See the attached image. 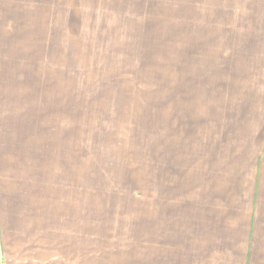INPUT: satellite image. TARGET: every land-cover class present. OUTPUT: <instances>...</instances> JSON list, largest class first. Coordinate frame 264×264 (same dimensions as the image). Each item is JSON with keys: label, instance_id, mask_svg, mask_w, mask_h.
<instances>
[{"label": "crops", "instance_id": "crops-1", "mask_svg": "<svg viewBox=\"0 0 264 264\" xmlns=\"http://www.w3.org/2000/svg\"><path fill=\"white\" fill-rule=\"evenodd\" d=\"M167 1L158 200L84 201L65 70L36 72L33 10L0 0V264H264V0Z\"/></svg>", "mask_w": 264, "mask_h": 264}, {"label": "rangeland", "instance_id": "rangeland-1", "mask_svg": "<svg viewBox=\"0 0 264 264\" xmlns=\"http://www.w3.org/2000/svg\"><path fill=\"white\" fill-rule=\"evenodd\" d=\"M18 1L34 13L36 72L52 76L54 59L65 70L67 148H81L84 201L117 191L158 200L138 188L158 186V95L170 90L172 25L185 3Z\"/></svg>", "mask_w": 264, "mask_h": 264}]
</instances>
